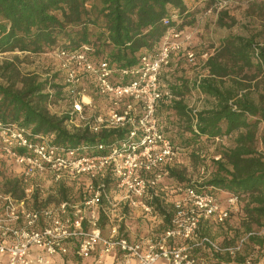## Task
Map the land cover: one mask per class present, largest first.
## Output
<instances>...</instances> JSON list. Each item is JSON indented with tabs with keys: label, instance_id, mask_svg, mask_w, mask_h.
<instances>
[{
	"label": "trees",
	"instance_id": "trees-1",
	"mask_svg": "<svg viewBox=\"0 0 264 264\" xmlns=\"http://www.w3.org/2000/svg\"><path fill=\"white\" fill-rule=\"evenodd\" d=\"M229 0H196L205 4ZM251 1V0H247ZM188 0H98L88 3V0H0V54L19 51L27 54L51 53L56 49L75 50L83 44L93 48L97 59H107L111 63L124 67L136 64L143 55L153 54L168 28L187 30L192 22L186 20L190 11ZM211 7L206 9V12ZM177 16V19H173ZM170 18V24L164 25L163 19ZM186 49H191L187 45ZM185 50L172 54L168 64L160 70L159 82L161 88L167 90L173 97L170 101L161 100L156 109L158 130L174 146L177 159L165 166L169 181L180 187L191 186L198 191H225L238 197V205L242 197L247 196V202L242 206L246 214L243 226L247 239L261 246L264 234L252 230V224L263 227L264 223V151L256 148L257 126L264 122V95L254 100L250 94V81L257 75H264V44L253 36L234 35L224 38L221 45L203 63L207 75L202 74L197 79L174 77V83L163 80L162 73L174 75L179 63L185 61L191 66L198 65L189 62ZM201 55V54H200ZM199 56V58H201ZM196 53V58H198ZM255 68V74L249 75L246 70ZM172 72V73H171ZM54 79H39L37 76L21 74L13 62L5 61L0 65V122L3 125H13L24 128L30 134L43 137L50 144L63 148H78L79 155H98V145H111L125 136L124 130L103 128L97 133L86 128H76L67 115L53 113L49 105H59L65 99L62 86L57 83L62 80L58 72ZM91 86V83H88ZM192 88H198L211 97V107L194 110L187 104L185 95ZM174 113L176 119L183 121L185 129L192 138L208 139L223 143L232 139V143L221 147L220 154L215 157L216 170L212 176L202 182L187 181L176 172L182 162L185 150L192 147L189 138L183 136L184 130L177 128L174 138L164 128L165 113ZM180 132V133H179ZM177 138V142L173 139ZM25 152L24 148H15ZM15 167L14 161L2 149L0 139V184L2 192L9 193L16 199L24 196V181L22 176H7L3 170V162ZM201 169H205L202 167ZM205 177V176H204ZM106 188L113 184L111 173L101 177ZM94 183V180H92ZM56 190L57 202L68 199L64 189L73 187L67 183ZM66 186V188H64ZM161 188V187H160ZM75 189V188H74ZM150 190L147 200L152 207L150 217L161 221L163 230L169 226L173 216L172 200L166 190ZM80 189H75L74 200H79ZM39 193L35 190L33 202L39 201ZM47 201V199L45 200ZM45 202L44 204L50 203ZM41 204V205H44ZM111 205L102 198L99 215V226L106 227L109 222L107 213ZM123 216L117 223L124 230L126 213H131L126 206L118 212ZM133 213V212H132ZM144 222L148 217L142 218ZM210 220L201 221L198 230L190 242L211 238L202 229V225ZM219 225V224H218ZM255 232L254 234H249ZM159 234H156L157 236ZM127 235V234H126ZM212 239V238H211ZM218 242V241H217ZM236 243V242H235ZM226 243H220L223 246ZM191 253L203 264H255L253 254L245 253L242 248L233 257L228 253H216L209 246H195Z\"/></svg>",
	"mask_w": 264,
	"mask_h": 264
},
{
	"label": "built area",
	"instance_id": "built-area-1",
	"mask_svg": "<svg viewBox=\"0 0 264 264\" xmlns=\"http://www.w3.org/2000/svg\"><path fill=\"white\" fill-rule=\"evenodd\" d=\"M163 24L169 25L170 18L163 19ZM191 39L188 30L168 28L153 54L124 67L95 58L89 44L49 53L58 59L62 80L57 83L65 95L58 101L60 109L54 112L56 105L50 104L51 111L67 115V122L76 128L94 133L103 128L120 129L125 136L111 145H98V150L105 153L79 155L78 148L58 147L43 137H30L24 128L0 122L2 149L24 181L21 199L0 191V261L5 258L6 264H49L54 255H96L101 259L115 254L124 264H158L161 260L167 264H203L191 253L193 247L209 246L216 253L232 257L241 250L243 240L234 246H223L211 238L188 241L201 221L224 224L238 206L236 195L177 184L169 188L165 166L176 161L177 153L158 130L156 109L161 100L168 102L173 96L161 88L159 73L172 54L182 50L189 62H195L196 53L186 49ZM210 55L206 51L200 57L207 60ZM108 172L113 184L106 188L101 177ZM36 180L74 185L80 189L79 200L71 195L66 200L35 206ZM158 188L174 190L177 195L172 201L170 226L152 238L129 239L117 223L123 216L116 212L126 206L131 213L151 218L152 207L147 200L150 190L157 195ZM102 198L112 207L106 216L108 234L99 226ZM257 233L264 234V228Z\"/></svg>",
	"mask_w": 264,
	"mask_h": 264
},
{
	"label": "rangeland",
	"instance_id": "rangeland-1",
	"mask_svg": "<svg viewBox=\"0 0 264 264\" xmlns=\"http://www.w3.org/2000/svg\"><path fill=\"white\" fill-rule=\"evenodd\" d=\"M98 0H88V3H97ZM188 14H191L186 20L192 22V25L188 28L192 34L191 46L196 51L197 56L203 52H208L211 55L218 49L224 38L228 36L241 35V36H253L255 40L264 44V0H229L221 3H209L196 2V0H188ZM211 7L207 12L206 9ZM173 19H177L174 16ZM198 65L191 66L185 61L179 63L177 71H174V75L170 73H162L163 80L174 83V77H182L194 81L199 75L206 76L207 70L203 63L204 59L198 56ZM13 62L14 67L21 74H29L37 76L39 79L46 80L48 78L54 79L53 75L58 72V59L55 55L49 53H42L38 55L22 53L19 51L4 52L0 54V65L3 62ZM246 72L251 75L255 74V68L251 67ZM172 73V72H171ZM249 90L250 96L256 100L259 95H264V75L260 73L253 80L250 81ZM187 104L192 109L202 110L204 108L211 107L212 98L202 93L198 88H192L184 96ZM59 106L54 107V112L59 110ZM169 111V110H166ZM164 128L170 137L174 138L177 128H182V133L185 138H189L192 147L185 150V155H182V162L179 167L176 168V172L181 175L185 180L202 182L209 179L216 170L215 157L220 154L221 147L232 143V139L222 143L211 141L208 139L192 138V135L186 131L185 123L176 119L174 113H165ZM178 132V131H177ZM180 133V132H179ZM256 148L260 151H264V122H260L257 126L256 133ZM177 142V138L173 139ZM3 162V170L7 176H17L18 168L15 165L8 164V161ZM205 167L204 171L201 170ZM205 176V177H204ZM35 190L38 191L39 201L36 205L44 204L45 202H57L58 196L60 197L58 187L62 184L46 183L41 180L35 181ZM61 187V188H62ZM66 188V186H64ZM0 191L2 192L1 184ZM66 196L77 197L75 189L73 187H67L64 189ZM47 199V201H45ZM247 196L242 197L240 204L234 207L230 212L229 219L222 225H218L210 220L202 225V229L206 234L218 241L219 243H226V245H233L235 242L243 240V250L245 253L253 254L255 264H264V243L261 246L256 245L254 242L248 240L247 232L243 226V222L246 219V214L242 210V206L246 204ZM264 223V220H262ZM252 230L260 232L264 228L258 227L255 224L251 225ZM101 259H95L96 264H102ZM94 264V262H93Z\"/></svg>",
	"mask_w": 264,
	"mask_h": 264
},
{
	"label": "crops",
	"instance_id": "crops-1",
	"mask_svg": "<svg viewBox=\"0 0 264 264\" xmlns=\"http://www.w3.org/2000/svg\"><path fill=\"white\" fill-rule=\"evenodd\" d=\"M185 4H187V0H184ZM190 31L189 29H187ZM193 42V41H191ZM191 44V43H190ZM176 187V183L171 181L169 182V188ZM168 194L170 195V200L177 197V195L173 194L174 190H166ZM220 199L223 200V194H221ZM118 216L119 214L116 213ZM139 212L134 213H126V220L124 221L126 234L129 239L136 240L139 238H152L156 234H159L163 230V224H161V221L156 220L155 218L151 217L147 222H144V219ZM109 224L102 229L104 234L109 233ZM95 259H97L96 255H91L87 258H77L71 255L67 256H60V255H54L50 258L49 264H96ZM102 264H124L121 259L116 256L115 254L111 255H104L101 260ZM0 264H6L5 258L1 259ZM34 264V263H33ZM129 264V263H126ZM130 264H133L131 262ZM158 264H167L165 260H161Z\"/></svg>",
	"mask_w": 264,
	"mask_h": 264
}]
</instances>
